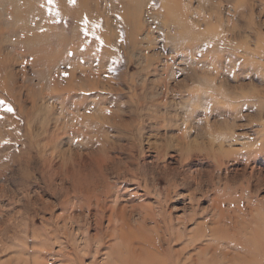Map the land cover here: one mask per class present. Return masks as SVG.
<instances>
[{
	"label": "rangeland",
	"instance_id": "obj_1",
	"mask_svg": "<svg viewBox=\"0 0 264 264\" xmlns=\"http://www.w3.org/2000/svg\"><path fill=\"white\" fill-rule=\"evenodd\" d=\"M121 236L264 264V0H0V264Z\"/></svg>",
	"mask_w": 264,
	"mask_h": 264
},
{
	"label": "bare ground",
	"instance_id": "obj_2",
	"mask_svg": "<svg viewBox=\"0 0 264 264\" xmlns=\"http://www.w3.org/2000/svg\"><path fill=\"white\" fill-rule=\"evenodd\" d=\"M83 1V0H82ZM179 1V0H178ZM106 147V146H105ZM90 158V157H89ZM102 177V176H101ZM108 206V205H107ZM103 207H105V206H103ZM100 209H101V206L99 207ZM107 209V208H106ZM105 209V210H106ZM104 210V209H103ZM102 210V211H103ZM101 211V210H100ZM90 213V212H89ZM101 213V212H100ZM99 213V214H100ZM103 213L105 214V212L103 211ZM107 213V212H106ZM150 213H151V211H150ZM148 214V213H145V214H147L146 216H148L149 215V217H157V215L155 216L153 213L152 214ZM100 215H102V214H100ZM100 215H99V217H100ZM102 216H104V215H102ZM102 216H101V218H102ZM105 217V216H104ZM104 217H103V219H104ZM144 217H145V215H144ZM148 217V218H149ZM111 218V217H110ZM130 218H131V216H130ZM148 218H146V220L145 221H147V219ZM157 218H159V216L157 217ZM162 218H164L163 216H162ZM153 219V218H152ZM144 220V219H143ZM154 220H155V218H154ZM158 220V219H157ZM156 220V221H157ZM110 221V220H109ZM144 221V222H145ZM152 221V220H151ZM150 221V222H151ZM155 221V222H156ZM161 221V223H162V221L163 220H160ZM132 222V221H131ZM158 222V221H157ZM157 222L155 223V225L158 227V224H157ZM170 222V221H169ZM98 223H100L99 222V220H98ZM140 224H142V222H139ZM154 223V222H153ZM159 223V222H158ZM111 224V223H110ZM130 224V223H129ZM128 224V225H129ZM170 224V223H169ZM132 225V224H131ZM160 225V224H159ZM165 225V224H164ZM171 225V224H170ZM96 226H97V224H96ZM123 226V225H122ZM162 226V225H161ZM160 226V227H161ZM169 226V225H168ZM129 227V226H128ZM131 227V226H130ZM164 227V226H163ZM170 227V226H169ZM118 228V227H117ZM117 228H116V230H117ZM159 228V227H158ZM158 228H156L155 227V229L154 230H156V229H158ZM171 228V227H170ZM215 228V227H214ZM213 228V230H211V235H210V237H212V238H210V239H213L214 241L215 240H219V239H221L219 236H225V234H222V235H219L220 233H219V231H217V228H215L216 229V231H215V229ZM119 229V228H118ZM124 229V228H123ZM129 229V228H128ZM175 229V228H174ZM143 230V229H142ZM165 231H166V228L164 229ZM173 230V229H172ZM140 231V230H139ZM164 231V232H165ZM168 231V230H167ZM172 232V231H171ZM170 232V233H171ZM179 232V231H178ZM139 233H141V232H139ZM100 234V233H99ZM123 234V233H122ZM121 234V235H122ZM166 235V234H165ZM168 235V234H167ZM175 234L174 233H172L171 234V237L172 236H174ZM202 234H200V236H201ZM170 237V238H171ZM174 237H176V236H174ZM202 237H203V235H202ZM227 237V236H226ZM231 237V236H230ZM232 237H233V235H232ZM173 238V237H172ZM219 238V239H218ZM237 237H235V239H236ZM95 239V238H94ZM179 239H181V238H179ZM229 239V238H228ZM86 240V239H85ZM98 240V239H97ZM121 243H120V245L121 246H118V245H113L110 249H111V251H108V252H110V253H106V256L108 257L107 258V260L109 259V261H111L112 260V262H110V263H112V264H129V261L130 260H125V259H123V257L121 256L122 255V249H123V247L125 248V247H127V243H126V241L127 240H125V236H121ZM176 240H178V238L176 237ZM189 240H190V238H189ZM231 240V239H230ZM232 240L234 241V239L232 238ZM86 241H88V240H86ZM179 241V240H178ZM236 241H239V238H238V240H236ZM235 241V243H237ZM98 242V241H97ZM227 242V241H226ZM241 241H239L238 243H240ZM42 244V243H41ZM167 244V243H166ZM165 244V245H166ZM229 244V243H228ZM86 245H87V243H86ZM234 245H236V244H234ZM239 245H241V243L239 244ZM238 245V246H239ZM244 245V243L241 245V246H243ZM228 246V245H227ZM42 247V246H41ZM86 247H88V245L86 246ZM109 247V246H108ZM162 247V246H161ZM170 247V246H169ZM218 247V246H217ZM229 247V246H228ZM43 248V247H42ZM128 248H130V246L128 247ZM164 247H162V249H163ZM186 248V247H185ZM216 248V247H215ZM232 248V247H231ZM233 248H236L235 246L233 247ZM153 249H155V253H151V252H142L140 255H138V257L141 259V261L140 262H137V264H172L170 261H169V263L167 262L168 261V257L166 258V256L165 257H162V256H164V251L163 250H165V249H160V246H158V247H155V248H153ZM85 250V249H84ZM88 250V249H87ZM128 250H130L131 251V248L130 249H128ZM163 252H162V251ZM170 250V249H169ZM96 251V250H95ZM133 251V250H132ZM131 251V252H132ZM168 251V250H167ZM125 252V251H124ZM154 252V251H153ZM156 252H157V254H156ZM169 252V251H168ZM85 253V252H84ZM169 254V253H168ZM40 256V255H39ZM43 256V255H42ZM198 256H200L201 257V255H200V253H199V255ZM136 257V256H135ZM135 257H134V259H135ZM160 257V258H159ZM199 257V258H200ZM178 258V257H177ZM186 258V257H185ZM111 259V260H110ZM137 259V258H136ZM135 259V260H136ZM181 259V258H180ZM190 259V258H189ZM131 260H132V258H131ZM135 260H132L131 262L132 263H134V261ZM185 260H188L187 258L185 259ZM176 261H178L177 259L175 260V262ZM130 262V263H131ZM180 261H178V263H179ZM183 262V261H182ZM185 262V261H184ZM183 262V264H185ZM194 262V261H193ZM196 262H199L198 260L196 261ZM67 263V262H66ZM136 264V263H135ZM180 264V263H179ZM188 264H189V262H188ZM192 264V263H191ZM194 264H197V263H195L194 262ZM204 264V263H203Z\"/></svg>",
	"mask_w": 264,
	"mask_h": 264
},
{
	"label": "snow or ice",
	"instance_id": "obj_3",
	"mask_svg": "<svg viewBox=\"0 0 264 264\" xmlns=\"http://www.w3.org/2000/svg\"><path fill=\"white\" fill-rule=\"evenodd\" d=\"M50 2H51V0H50ZM70 2L74 3L75 0H70ZM97 39H98V38H97ZM101 43H102V42H101ZM5 110L8 111V112H12V111H13L11 107H7Z\"/></svg>",
	"mask_w": 264,
	"mask_h": 264
}]
</instances>
